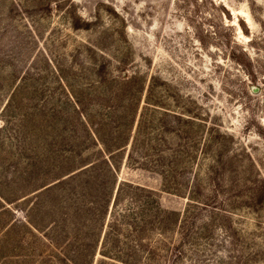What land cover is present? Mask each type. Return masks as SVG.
I'll list each match as a JSON object with an SVG mask.
<instances>
[{"label":"rangeland","instance_id":"rangeland-1","mask_svg":"<svg viewBox=\"0 0 264 264\" xmlns=\"http://www.w3.org/2000/svg\"><path fill=\"white\" fill-rule=\"evenodd\" d=\"M0 264H264V0H0Z\"/></svg>","mask_w":264,"mask_h":264}]
</instances>
